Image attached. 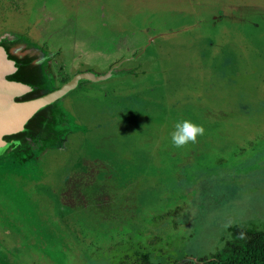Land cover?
I'll return each instance as SVG.
<instances>
[{"label": "rangeland", "instance_id": "374dc122", "mask_svg": "<svg viewBox=\"0 0 264 264\" xmlns=\"http://www.w3.org/2000/svg\"><path fill=\"white\" fill-rule=\"evenodd\" d=\"M7 30L61 76L134 70L71 89L45 152L0 158V264H110V246L173 237L197 258L264 221V0H0ZM184 119L205 132L177 148Z\"/></svg>", "mask_w": 264, "mask_h": 264}, {"label": "water", "instance_id": "95a60500", "mask_svg": "<svg viewBox=\"0 0 264 264\" xmlns=\"http://www.w3.org/2000/svg\"><path fill=\"white\" fill-rule=\"evenodd\" d=\"M43 48L22 36L0 33V156L32 137L52 138L51 110L80 81H98L116 74L81 69L50 87L43 73Z\"/></svg>", "mask_w": 264, "mask_h": 264}, {"label": "trees", "instance_id": "16d2710c", "mask_svg": "<svg viewBox=\"0 0 264 264\" xmlns=\"http://www.w3.org/2000/svg\"><path fill=\"white\" fill-rule=\"evenodd\" d=\"M6 32L9 37L22 36L29 40L26 35L16 31L7 30ZM33 43L37 44L36 42ZM44 60L45 58L42 62L43 69ZM66 79L68 76H60V82ZM86 82L82 80L80 84ZM49 85L53 87L56 84L52 81L49 82ZM63 118L64 112L59 106V101H57L52 108L50 119L54 129L53 137H32L14 145L0 158L25 164L30 159L35 158L36 154L45 152L49 146L61 140L63 128L59 124ZM181 209L180 206L169 207L154 215L152 220L156 223L174 217L180 213ZM159 239L148 238L146 243L140 240L136 243L124 241L110 246V264H264V221L260 224L256 222L247 225L229 224L223 245L199 255L197 258L189 256L187 253L178 254L176 250L172 249L177 244L179 237H173L164 243H160ZM153 257L157 258L155 263Z\"/></svg>", "mask_w": 264, "mask_h": 264}, {"label": "clouds", "instance_id": "9594fccd", "mask_svg": "<svg viewBox=\"0 0 264 264\" xmlns=\"http://www.w3.org/2000/svg\"><path fill=\"white\" fill-rule=\"evenodd\" d=\"M204 132L203 126L184 119L176 123L175 130L171 133L172 143L177 148L183 147L189 142L195 143L197 137L203 135Z\"/></svg>", "mask_w": 264, "mask_h": 264}, {"label": "flooded vegetation", "instance_id": "af4514ba", "mask_svg": "<svg viewBox=\"0 0 264 264\" xmlns=\"http://www.w3.org/2000/svg\"><path fill=\"white\" fill-rule=\"evenodd\" d=\"M29 40L30 41H32V42H34L33 40H31L30 38H29ZM38 44V43H37ZM39 45V44H38ZM43 48V47H42ZM43 50H44V52H45V54L47 55L46 57H45V60H44V62H45V65H44V69H43V73H44V76H45V78H46V80H47V83H48V85H49V82H54L56 85H58V84H60V83H62V82H60V72H59V69L58 68H56V66H55V56H54V54H55V52H52V51H50V50H47V49H45V48H43ZM42 68H43V65H42ZM120 68H122V67H116L115 69H114V71H116V72H118V71H120L119 73H126V72H128V73H132L133 72V70H134V68H132V67H130V68H127V69H121L120 70ZM83 69H88V68H83ZM130 69V70H129ZM78 70H81V69H76L75 71H74V73L76 72V71H78ZM69 78V77H68ZM67 80V79H66ZM79 84H80V82H79ZM78 84V85H79ZM55 85V86H56ZM50 86V85H49ZM65 96V95H64ZM63 96V97H64ZM62 97V98H63ZM61 98V99H62ZM61 99H59L58 101H59V103H60V101H61ZM60 106V105H59ZM53 108V107H52ZM52 111V110H51ZM50 119H51V117H50ZM52 126V125H51ZM53 127V126H52ZM53 132H54V129H53Z\"/></svg>", "mask_w": 264, "mask_h": 264}]
</instances>
